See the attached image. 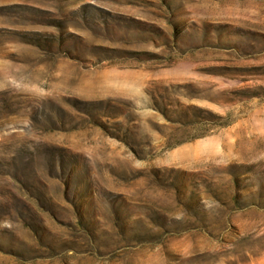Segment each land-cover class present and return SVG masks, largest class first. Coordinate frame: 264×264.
Segmentation results:
<instances>
[{"label": "rangeland", "instance_id": "1", "mask_svg": "<svg viewBox=\"0 0 264 264\" xmlns=\"http://www.w3.org/2000/svg\"><path fill=\"white\" fill-rule=\"evenodd\" d=\"M0 109V264H264V0H0Z\"/></svg>", "mask_w": 264, "mask_h": 264}, {"label": "trees", "instance_id": "2", "mask_svg": "<svg viewBox=\"0 0 264 264\" xmlns=\"http://www.w3.org/2000/svg\"><path fill=\"white\" fill-rule=\"evenodd\" d=\"M1 110V109H0ZM1 112V111H0ZM52 157V156H51Z\"/></svg>", "mask_w": 264, "mask_h": 264}]
</instances>
